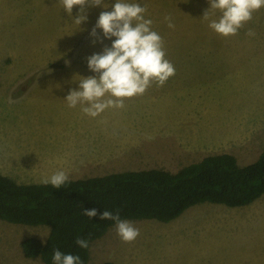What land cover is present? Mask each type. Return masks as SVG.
<instances>
[{
  "label": "rangeland",
  "instance_id": "1",
  "mask_svg": "<svg viewBox=\"0 0 264 264\" xmlns=\"http://www.w3.org/2000/svg\"><path fill=\"white\" fill-rule=\"evenodd\" d=\"M114 2L105 0L108 9L86 5L88 19L77 25L73 18L79 7L69 17L62 0H0V160L12 163L25 149L36 156L47 151L52 134L44 132L41 139L35 131L51 123L66 126L72 141L89 149V172L78 170L83 176L139 169L176 173L225 153L239 166L255 162L264 149V8L237 35L224 37L202 19L210 7L207 0H128L147 5L146 18L163 38L175 75L162 87L153 84L143 95L125 99L122 109L110 108L92 118L80 106L69 108L65 98L78 89L79 77L74 76L97 75L88 69L87 58L115 40L104 39L101 29L97 36L103 43L94 44L90 35L101 11H111ZM166 15L173 18L174 29L167 27ZM249 30L255 35L248 36ZM81 125L84 137L75 132ZM187 132L180 154L169 157L163 148L153 150L158 144L169 149L165 133L173 137ZM190 132L204 140L192 148L193 154L186 149ZM15 135H21L17 143L26 145H13ZM117 138L126 139V162L118 163L121 156L108 157L91 166V149H106ZM40 139L43 148L34 149ZM127 221L140 230L137 239L125 243L111 226L90 243L88 264H264V195L237 208L197 204L168 223ZM48 233L46 225L0 220V264H42L38 258H25L20 243L28 237L44 242Z\"/></svg>",
  "mask_w": 264,
  "mask_h": 264
},
{
  "label": "trees",
  "instance_id": "2",
  "mask_svg": "<svg viewBox=\"0 0 264 264\" xmlns=\"http://www.w3.org/2000/svg\"><path fill=\"white\" fill-rule=\"evenodd\" d=\"M263 194L264 149L246 166H239L234 156L225 153L207 156L176 173L161 169L125 171L68 180L60 189L51 184H17L0 175V220L49 227L44 242L34 237L21 241L25 258L53 264L52 256L58 249L78 255L88 264L89 246L80 248L75 241L83 238L90 245L115 225L100 219L105 210L118 213L123 220L168 223L197 204L237 208L252 204ZM92 209L97 216L90 219L83 214Z\"/></svg>",
  "mask_w": 264,
  "mask_h": 264
},
{
  "label": "clouds",
  "instance_id": "3",
  "mask_svg": "<svg viewBox=\"0 0 264 264\" xmlns=\"http://www.w3.org/2000/svg\"><path fill=\"white\" fill-rule=\"evenodd\" d=\"M202 19L208 21V27L218 35L235 36L253 19V13L264 8V0H207ZM108 9L105 0H62L64 11L72 17L74 6L79 7L73 22L80 25L88 16L85 6ZM111 11H101L90 35L93 43H103L97 36V29L102 30L103 38L113 40L111 47L105 46L101 53L87 58L88 69L97 75L79 77L78 89L71 90L65 100L69 108L80 106V110L96 118L107 109H122L124 100L143 95L149 87L156 84L162 87L175 75L174 65L166 58L164 41L152 28L153 20L146 18L148 7L139 2L115 0ZM167 27L175 28L173 18L166 15ZM248 36L255 33L249 30ZM67 63V61H66ZM69 176L64 171H57L50 177H43L41 183L51 184L60 189L68 182ZM83 214L90 219L97 216L95 209L85 210ZM101 220L115 223L117 235L125 243H131L140 235V230L131 222L121 219L119 214L105 210ZM80 248H88V241L77 238ZM53 264H83L78 255L64 254L54 250Z\"/></svg>",
  "mask_w": 264,
  "mask_h": 264
},
{
  "label": "crops",
  "instance_id": "4",
  "mask_svg": "<svg viewBox=\"0 0 264 264\" xmlns=\"http://www.w3.org/2000/svg\"><path fill=\"white\" fill-rule=\"evenodd\" d=\"M262 110V108L260 109ZM197 119V116H195L194 120ZM48 123V122H47ZM76 125V124H74ZM71 127V126H69ZM18 130V129H15ZM26 126L22 125L21 126V131H26ZM71 131V130H70ZM85 128L84 126H80L79 128H76L75 132H78L81 137H84V135L81 132H84ZM37 132V135L41 136V139L43 137V133L47 132L48 134H52L54 141L51 143L50 148H46V150L42 151L41 149L43 148L41 146V139L38 142L37 146H34V149L41 150L38 152L37 156L30 150L25 149L23 154H17L14 157V160L12 163L6 162L4 160H0V163L2 164V167L0 165V175L8 177L12 179L15 183L17 184H40L41 179L43 177H50L57 171H64L68 174L69 180H77V179H87L91 177H101L105 176L108 174H96L93 176H83L78 173L81 172L83 174L84 172H89V149L88 151L86 150L84 142H81L79 140L76 141L74 139L72 141L71 135L69 132H67L66 126L64 127H58V126H51V123L45 124L42 129ZM64 132L66 134L65 139L62 138L61 133ZM191 134V142L186 146V149L188 150V153L193 154L192 148H199L200 143L204 140H199L197 137V132ZM167 144L169 146V149L165 150L164 147L158 144L159 148H155L153 150L157 151L163 148L164 152L166 153L165 155L172 157V155L175 154H180V150L183 149V139L184 137L188 138V132L186 135L183 136H173L169 137L167 133H165ZM21 138V135H15L13 137V145H19V146H25V143H17L19 142ZM76 138V136H75ZM150 138V137H149ZM148 139V138H147ZM157 139V136H153L150 141ZM211 138L209 137L210 142ZM126 139L120 141L119 138L116 140H113V145L108 146L106 149H97L93 148L91 149L92 151V164L91 166H99L100 163H103V159L106 161L108 157H119L121 156L120 160H115L118 161V163L126 162L127 158L125 157L126 154ZM111 142V141H110ZM102 143L104 144H109L104 140ZM150 144V142H149ZM119 146V147H118ZM29 151V152H28ZM199 151H196V153ZM123 157V158H122ZM80 158V162L77 160ZM20 160V161H18ZM131 160H136V158H133ZM104 164V163H103ZM20 165H26L27 167H21ZM102 166V165H101ZM141 170H148V169H139L138 171ZM78 173V174H77ZM171 173V172H170ZM25 178L31 179L32 181L30 182H25ZM264 195V194H263ZM262 195V196H263ZM261 196V197H262ZM260 197V198H261ZM259 198V199H260ZM182 215V214H181ZM180 215V216H181ZM46 240V239H45Z\"/></svg>",
  "mask_w": 264,
  "mask_h": 264
}]
</instances>
